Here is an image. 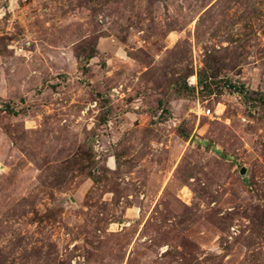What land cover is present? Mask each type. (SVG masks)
Returning a JSON list of instances; mask_svg holds the SVG:
<instances>
[{
  "label": "rangeland",
  "instance_id": "1",
  "mask_svg": "<svg viewBox=\"0 0 264 264\" xmlns=\"http://www.w3.org/2000/svg\"><path fill=\"white\" fill-rule=\"evenodd\" d=\"M0 264H264V0H0Z\"/></svg>",
  "mask_w": 264,
  "mask_h": 264
},
{
  "label": "built area",
  "instance_id": "2",
  "mask_svg": "<svg viewBox=\"0 0 264 264\" xmlns=\"http://www.w3.org/2000/svg\"><path fill=\"white\" fill-rule=\"evenodd\" d=\"M209 111H210L209 109H206V113H209Z\"/></svg>",
  "mask_w": 264,
  "mask_h": 264
}]
</instances>
